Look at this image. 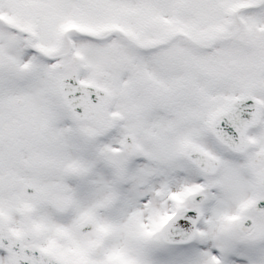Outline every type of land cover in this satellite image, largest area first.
<instances>
[{
	"label": "snow or ice",
	"instance_id": "obj_1",
	"mask_svg": "<svg viewBox=\"0 0 264 264\" xmlns=\"http://www.w3.org/2000/svg\"><path fill=\"white\" fill-rule=\"evenodd\" d=\"M0 264H264V0H0Z\"/></svg>",
	"mask_w": 264,
	"mask_h": 264
}]
</instances>
